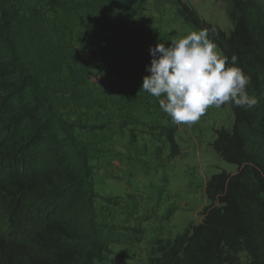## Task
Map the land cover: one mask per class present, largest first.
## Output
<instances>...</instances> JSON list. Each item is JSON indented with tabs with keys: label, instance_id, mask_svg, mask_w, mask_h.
I'll return each instance as SVG.
<instances>
[{
	"label": "trees",
	"instance_id": "1",
	"mask_svg": "<svg viewBox=\"0 0 264 264\" xmlns=\"http://www.w3.org/2000/svg\"><path fill=\"white\" fill-rule=\"evenodd\" d=\"M148 1L35 0L27 7L25 0H0V264L104 262L109 250L96 230L89 149L55 101L75 99L83 84L77 38L105 61L145 51L128 20ZM169 1L192 29L208 30L229 57L226 67L238 57L235 66L251 78L246 91L258 104H228L233 124L215 130L211 148L236 172L208 179L201 223L172 240H153L157 257L148 264H241L240 254L244 264H264V9L254 0H228L233 28L226 35L182 0ZM117 67L107 69L110 81L123 80ZM164 136L169 157H177L175 130ZM171 215L167 210L166 219Z\"/></svg>",
	"mask_w": 264,
	"mask_h": 264
},
{
	"label": "rangeland",
	"instance_id": "2",
	"mask_svg": "<svg viewBox=\"0 0 264 264\" xmlns=\"http://www.w3.org/2000/svg\"><path fill=\"white\" fill-rule=\"evenodd\" d=\"M182 1L213 28L226 35L232 31L228 0ZM254 1L264 9V0ZM34 2L25 0V6ZM83 23L78 22L80 32ZM128 26L143 38L145 51L137 57L105 61L93 56L87 40L77 38L75 54L83 84L75 99L63 101L57 95L55 101V110L73 124L72 134L89 149L96 230L109 250L103 263L92 264H148L157 257L153 240H172L188 225L201 223L207 205L203 184L219 172H236L211 148L215 130H229L233 124L228 104L210 107L190 127L176 125L162 112L159 101L141 89L142 78L149 75L145 70L151 61L149 47L167 46L195 30L169 0L148 1ZM113 62L118 66L115 74L121 71L120 82L107 77ZM168 127L175 130L179 147L175 158L169 157L165 141ZM167 210L172 212L169 219ZM239 260L247 261L244 254Z\"/></svg>",
	"mask_w": 264,
	"mask_h": 264
},
{
	"label": "clouds",
	"instance_id": "3",
	"mask_svg": "<svg viewBox=\"0 0 264 264\" xmlns=\"http://www.w3.org/2000/svg\"><path fill=\"white\" fill-rule=\"evenodd\" d=\"M149 73L141 89L159 101L163 113L176 125L192 126L210 107L233 104L244 110L254 108L258 98L246 91L250 77L236 67L238 57L218 50L207 29L149 47Z\"/></svg>",
	"mask_w": 264,
	"mask_h": 264
},
{
	"label": "crops",
	"instance_id": "4",
	"mask_svg": "<svg viewBox=\"0 0 264 264\" xmlns=\"http://www.w3.org/2000/svg\"><path fill=\"white\" fill-rule=\"evenodd\" d=\"M233 174H234V173H233ZM205 184H206V183L203 184V191H205ZM204 194H205V193H204ZM204 196H205V195H204ZM205 201H206V198H205ZM205 205H206V203L204 204V206H205ZM204 206H203V207H204Z\"/></svg>",
	"mask_w": 264,
	"mask_h": 264
}]
</instances>
